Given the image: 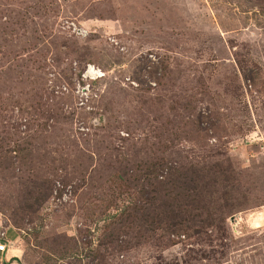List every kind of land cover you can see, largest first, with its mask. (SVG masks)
I'll return each mask as SVG.
<instances>
[{"label":"rangeland","instance_id":"374dc122","mask_svg":"<svg viewBox=\"0 0 264 264\" xmlns=\"http://www.w3.org/2000/svg\"><path fill=\"white\" fill-rule=\"evenodd\" d=\"M157 162L187 231L121 221ZM1 233L0 264H264V0H0Z\"/></svg>","mask_w":264,"mask_h":264},{"label":"trees","instance_id":"16d2710c","mask_svg":"<svg viewBox=\"0 0 264 264\" xmlns=\"http://www.w3.org/2000/svg\"><path fill=\"white\" fill-rule=\"evenodd\" d=\"M150 166L153 168L150 169L145 167V173L141 176L149 177V182H147L148 185L144 187V184H138L140 185V188L135 189V191L141 197V200H137L136 202H134V204H136L135 206L128 204L124 206L123 210H121L120 213L125 217L121 221L127 222V227L130 230L133 229L134 231H143V225L150 227L154 224L159 227L163 226L164 229H169L168 231L173 234L187 231V228H189L192 223H195L198 215H191L190 213H186V210L179 211L181 206L180 204L176 203L177 206L174 207L175 210L178 209L177 213H174L173 210L168 209L166 212L167 216H164V210H162V207L163 209H165L166 207L156 204L155 200L158 194H155V190L151 187L153 185L152 183H157L158 177H162L163 164L157 162V164H153ZM169 186L170 188L168 187L166 188V190L168 189L167 191H169L168 195H172L173 190L177 191L178 185L172 183ZM64 187H66V183L63 184V188ZM176 197L180 198L177 194ZM167 208H169V206Z\"/></svg>","mask_w":264,"mask_h":264},{"label":"built area","instance_id":"2783aa9c","mask_svg":"<svg viewBox=\"0 0 264 264\" xmlns=\"http://www.w3.org/2000/svg\"><path fill=\"white\" fill-rule=\"evenodd\" d=\"M4 235H5L4 233L0 234V255H3L7 252V248H6L7 241L5 240Z\"/></svg>","mask_w":264,"mask_h":264}]
</instances>
